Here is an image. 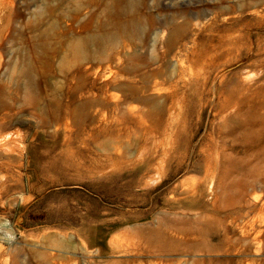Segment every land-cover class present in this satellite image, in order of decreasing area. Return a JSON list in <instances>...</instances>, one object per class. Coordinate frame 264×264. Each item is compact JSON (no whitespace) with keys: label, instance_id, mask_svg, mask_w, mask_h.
<instances>
[{"label":"rangeland","instance_id":"rangeland-1","mask_svg":"<svg viewBox=\"0 0 264 264\" xmlns=\"http://www.w3.org/2000/svg\"><path fill=\"white\" fill-rule=\"evenodd\" d=\"M0 264H264V0H0Z\"/></svg>","mask_w":264,"mask_h":264},{"label":"bare ground","instance_id":"bare-ground-1","mask_svg":"<svg viewBox=\"0 0 264 264\" xmlns=\"http://www.w3.org/2000/svg\"><path fill=\"white\" fill-rule=\"evenodd\" d=\"M111 74H112V71L109 72V75H111ZM157 85H158V83H157ZM192 190H193V189H192ZM195 191H197V190L194 189L193 192L195 193ZM193 192H192V193H193Z\"/></svg>","mask_w":264,"mask_h":264}]
</instances>
